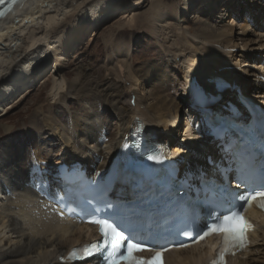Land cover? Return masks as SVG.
Returning a JSON list of instances; mask_svg holds the SVG:
<instances>
[{
	"label": "bare ground",
	"instance_id": "obj_1",
	"mask_svg": "<svg viewBox=\"0 0 264 264\" xmlns=\"http://www.w3.org/2000/svg\"><path fill=\"white\" fill-rule=\"evenodd\" d=\"M148 1L20 0L0 17V119L50 73L53 86L49 98L53 104L69 106L70 99L84 98L103 110L101 114L96 110L89 115H75L70 130L63 126V118L57 121L43 115L36 122V128L45 132L39 143L42 148L37 145L33 162L38 164L32 169L28 159H22L27 148L23 155L16 146L0 149V264H71L62 262L61 257L95 239L94 229L69 220L53 202L51 196L62 194L58 168L63 163L70 167L79 164L93 173L94 179L117 165L115 190L120 193L137 120L145 124L147 138L163 146L165 156L175 161L178 171L191 173L200 166L210 176H221L218 166H226L230 155L221 146L225 139L209 130L204 113L231 110L235 118L243 120L247 114L239 102H234L237 92L264 98V10L246 7L242 16H237L243 22L231 21V25L217 27L205 23V17L214 18L223 12L221 20L227 24L228 14H240L245 0H235L236 6L232 5L234 0H182L187 13H195L191 15L195 24L202 25L199 31L184 28V21L172 20L179 10L167 4L169 0ZM116 18L120 19L116 23L120 30L145 32L155 39L172 70L169 82L181 87L178 95L167 90L168 85L154 86L161 75V64L133 68L131 47L115 41L122 35L114 27L101 34L109 48L101 68L106 75H100L101 70L97 73L90 64L78 62L74 77L68 78L65 67L85 49L92 31L108 20L99 35ZM251 24L256 29L244 30ZM238 28L242 32L236 31ZM249 77L259 82L257 87L263 92L254 91ZM195 88L199 90L193 98L191 91ZM183 110L190 118L184 119L186 128L181 132L176 123ZM108 118L114 119L113 133L109 132ZM8 128L3 127L7 134ZM40 168L46 171L40 172ZM190 180H195L194 174ZM260 215L258 211L252 213L256 220ZM259 226H263L264 240V221ZM260 236L254 231L250 244L257 243ZM214 243L209 239L186 250L171 251L166 255L167 264H202L213 254ZM250 247L230 264H254L252 259L244 260L252 253Z\"/></svg>",
	"mask_w": 264,
	"mask_h": 264
},
{
	"label": "rangeland",
	"instance_id": "obj_2",
	"mask_svg": "<svg viewBox=\"0 0 264 264\" xmlns=\"http://www.w3.org/2000/svg\"><path fill=\"white\" fill-rule=\"evenodd\" d=\"M150 1H148L147 4H149ZM236 2L237 1L235 0L232 1V5L236 6L237 5ZM243 2L244 3L241 2L242 8L240 9V12H239L240 14L238 13L228 14L225 20L228 22L227 24H225L226 22L222 23L221 18L224 15L223 12H221L214 18H212V16L207 15L205 17V23L210 22L214 26L218 25L217 27H220L222 24H223L222 26L231 25L232 23L231 21H236V22L237 20L239 22L242 21L240 19H237V16L238 15L242 16L241 12L243 13V9H246V7L248 8L251 7L252 9L259 8L260 10L261 9L264 10L263 8L264 0H245ZM258 3L261 4L262 6L258 7L257 6ZM167 4L171 5L172 7L176 6L177 9L179 10L178 15L176 17L174 16L175 18L172 20L176 22L184 21L181 24L184 28H192L194 30L201 31L202 25H196L194 22L195 19L193 20V18H191V15L193 16V14L195 13H191V14L187 13V10L185 9V3L182 0H169ZM119 20H120L119 18H116L113 21H111L109 24H107L105 27H103L99 35H98V32L100 28L108 20L101 22V24L92 31L85 49H81L77 57L70 59L68 62V65L65 67V71H66L65 73H67L68 78L74 77V70L78 62H85V64H90L92 65V68L97 73L99 70H101L99 71L100 75H106V71L102 70L101 68L103 66L104 61L107 59L109 48L106 45L104 38L101 34L105 30L111 27H114L116 28L114 29L115 32L120 34L119 36L122 35L121 37H118L115 41L124 42L130 45L131 47L130 61L133 62V68L138 69V68L148 67L147 65L161 64V67H162L161 75H160L159 80H156L154 82V86L157 84L168 85L167 90H172L174 92V95H178L180 93L179 90H181V87L176 86L175 83H173L172 81L169 82V79H171L169 77H171L172 70L168 67V63H167L166 57L164 56V52L160 51L159 47L155 43V39L151 38V36H149L145 32H140L139 34L135 30H129L127 28L120 30L118 27H116V23ZM234 23L232 25H234ZM240 24H243V23H240ZM255 27L256 26L251 24L250 26L249 25L246 26L244 30H249V32H252V30L256 29ZM236 31L242 32L241 28L236 29ZM108 32L107 34H110ZM240 46L243 47L244 45L240 44ZM174 77H176L175 72H174ZM248 79L252 81L250 82L251 83L250 85L254 87V91L263 92V90H260L257 87L259 85V82H256L251 77H249ZM52 80H53L52 74L51 73L47 74L45 78L37 85L35 91H32L30 94L26 93L27 95L25 94L24 97H20L14 104L12 110H10L9 112H6V114H3L1 116L2 118L0 119V149L3 147H7V146H16V149L20 152L21 155H23L24 150L27 148L26 152L24 153V156L26 159L24 158V156H22V159L23 160L28 159L29 164L31 163V166H30L31 169L37 166L38 164L37 162H33V160L35 161L34 158H36L38 154L37 153L38 149H36L38 148L37 145L40 146L39 143L42 142V138H43L42 136H44L43 134L45 133L44 131L40 132L41 130L36 128L37 127L36 122L39 121V119H42L43 115L51 117L54 120L57 119V121H60L61 120L60 118H63L64 119L63 126L67 128L68 130H70L73 127V117L75 115H78V116L79 114L89 115L91 113L93 114L96 110H98L96 111L98 112V114H101L103 112V110L100 109L99 106H95L94 104H89V102L85 100L84 98L76 99V100L70 99L69 106L67 104L64 105V103L53 104L52 100L49 98V94L53 86ZM191 95L193 96V98L196 95L194 92V89L191 91ZM249 98L255 101L257 104L264 107V98H254V97H249ZM183 111L184 112L182 113V117L178 119L176 123V126L180 127L181 132H183L186 128L184 125L185 123L184 119L187 118V120H189L190 118V115H188L189 113H187L185 110ZM7 113L9 114L7 115ZM113 122H114L113 118L107 119V124L111 128V130L109 131L110 133H113L115 131V125L113 124ZM192 122H193V118H192ZM4 125L9 126L8 128L10 129L9 134L4 132L3 130ZM97 125L98 127L101 126V124L99 123ZM206 130L208 131V129ZM197 136L200 139L202 136V133L199 132ZM40 147L42 148V146ZM43 151L41 152L43 153ZM40 169H41L39 170L40 172L46 171L42 168ZM36 174L37 172H34V176ZM259 231H260L259 233L261 235L260 236L261 238L259 237L257 239L258 240L257 243L254 242V244L256 243V245L252 243L249 249L250 251L252 250V253L244 257V260L246 261L247 260L249 261L251 259L254 260V264H264V243H263L264 240L262 239L263 229H260Z\"/></svg>",
	"mask_w": 264,
	"mask_h": 264
},
{
	"label": "snow or ice",
	"instance_id": "obj_3",
	"mask_svg": "<svg viewBox=\"0 0 264 264\" xmlns=\"http://www.w3.org/2000/svg\"><path fill=\"white\" fill-rule=\"evenodd\" d=\"M149 159H154L153 157H149ZM259 195H264V193H260ZM241 200H244L245 197L241 196ZM226 226L223 231L225 232V246L229 244L243 246L245 244V221L242 216L238 213L233 212L231 216H225ZM96 223H100L102 225L107 224L106 220L94 221ZM207 234V233H205ZM101 235L103 237V247L105 249L111 248V252L105 257L106 260L110 261V264H118L117 261L111 260L110 258L115 255L119 249L125 245L127 249V255H121L120 259L127 262V264H160L161 253L157 252L156 255L151 259H139L133 253L136 251H145V249L141 246L140 242L133 243L131 237L126 238L123 232L118 231L116 227L112 225L107 226V230L104 228L101 229ZM203 238V237H201ZM93 248L99 247L98 244L92 245ZM221 256H223V250L221 251Z\"/></svg>",
	"mask_w": 264,
	"mask_h": 264
}]
</instances>
